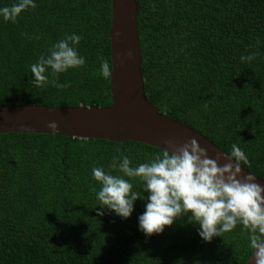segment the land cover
I'll return each mask as SVG.
<instances>
[{
    "label": "trees",
    "instance_id": "obj_1",
    "mask_svg": "<svg viewBox=\"0 0 264 264\" xmlns=\"http://www.w3.org/2000/svg\"><path fill=\"white\" fill-rule=\"evenodd\" d=\"M135 2L145 99L224 153L236 144L249 159L242 167L264 180V0ZM34 3L15 23L0 15V105H109L100 75L101 58L110 63L109 0ZM72 33L85 65L58 74L67 88L35 86L30 66ZM161 152L132 140L0 133V264H244L252 249L241 224L205 241L189 213L146 235L138 218L149 193L138 178L125 177L143 196L130 217L99 205L94 167L123 175L113 157L136 167Z\"/></svg>",
    "mask_w": 264,
    "mask_h": 264
},
{
    "label": "clouds",
    "instance_id": "obj_2",
    "mask_svg": "<svg viewBox=\"0 0 264 264\" xmlns=\"http://www.w3.org/2000/svg\"><path fill=\"white\" fill-rule=\"evenodd\" d=\"M29 7H36L34 0H18L0 8V15L5 21L15 23ZM81 39L76 33L66 34L51 45L48 55H41L30 66L35 86L51 85L61 89L70 86V83H59L58 74L85 65V57L76 47ZM257 55L252 52L240 59L251 62ZM112 71L113 64L102 57L100 75L108 79ZM204 107H208L207 102ZM47 127L55 133L58 124L52 121ZM165 143L170 147H163L154 159L136 167L131 166L127 156L113 157L110 168L118 169L123 175L94 167L93 178L101 187L99 191L95 187L90 190L96 193L99 205L122 218L130 217L134 202L143 196L133 191V184L125 177L138 178L143 182V192L149 193L146 210L138 218L139 227L146 235L162 233L165 226H171L177 218L189 213V219L200 226L199 235L205 241L222 236L241 224L249 233L252 264H264V187L256 182L254 174H243L241 166L249 163L246 153L233 144L229 153H217L213 159L195 138L180 146L171 140ZM221 159L228 162L221 165Z\"/></svg>",
    "mask_w": 264,
    "mask_h": 264
},
{
    "label": "water",
    "instance_id": "obj_3",
    "mask_svg": "<svg viewBox=\"0 0 264 264\" xmlns=\"http://www.w3.org/2000/svg\"><path fill=\"white\" fill-rule=\"evenodd\" d=\"M109 59L113 71L108 78L107 106L56 107L35 104L0 105V133L23 132L62 135L77 139L132 140L163 150L171 140L177 146L195 138L210 158L224 154L192 128L157 112L145 99L140 72V50L135 0H109ZM56 122L55 133L47 127ZM228 161L221 159V165ZM242 167V166H241ZM244 175L250 174L242 167ZM264 187V180L256 176ZM253 251L244 264H252Z\"/></svg>",
    "mask_w": 264,
    "mask_h": 264
}]
</instances>
